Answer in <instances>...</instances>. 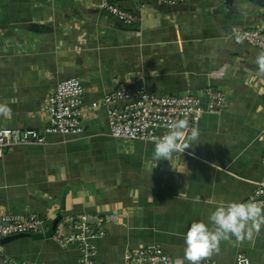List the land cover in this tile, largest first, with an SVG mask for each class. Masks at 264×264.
Here are the masks:
<instances>
[{
	"label": "crops",
	"instance_id": "0c3cea01",
	"mask_svg": "<svg viewBox=\"0 0 264 264\" xmlns=\"http://www.w3.org/2000/svg\"><path fill=\"white\" fill-rule=\"evenodd\" d=\"M126 7L141 21L125 26L98 8V0H0V114L7 126L41 131L49 94L77 77L85 115L79 136L50 134L47 144L5 148L0 157V213L104 215L116 223L96 242L94 261L124 264V254L158 245L184 261V235L194 221L208 223L221 202H248L263 175L264 72L259 48L235 31L264 23V9L244 0H186L174 10L149 0ZM224 66L221 78L210 73ZM120 86H144L156 95L225 91V106L199 120L197 140L155 159V143L132 141L121 150L110 137L103 96ZM93 102L99 103L95 109ZM183 145H188L183 148ZM264 207V206H262ZM50 224L42 232L5 241L0 251L41 264H76L80 253L60 248ZM238 253L264 264V228L234 237L202 257L234 264Z\"/></svg>",
	"mask_w": 264,
	"mask_h": 264
},
{
	"label": "built area",
	"instance_id": "2783aa9c",
	"mask_svg": "<svg viewBox=\"0 0 264 264\" xmlns=\"http://www.w3.org/2000/svg\"><path fill=\"white\" fill-rule=\"evenodd\" d=\"M174 10L186 0H149ZM129 0H98V8L125 26H133L141 21V15L126 7ZM235 35L242 42L259 48L264 52V23L238 29ZM224 66L210 73L212 78H221ZM264 102V88L259 90ZM225 91L220 88L206 87L198 94L156 95L144 86L127 88L120 86L106 93L100 104L106 106L108 123L107 135L115 139L132 142H158L169 131V125L176 120H187L186 132L197 129L202 115L219 113L225 106ZM99 103L90 104L95 109ZM83 86L77 77L58 81L49 94L41 131L36 129L0 128V157L5 148L24 145L47 144L50 134L79 136L83 132L85 115ZM264 140V130L260 135ZM264 169V151L261 156ZM248 201H255L264 206V171L256 182ZM119 220L117 211L104 215L81 214L65 215L57 221L53 240L60 248L75 247L79 253L76 264H98L94 261L97 253L96 240L106 234V223ZM51 218H44L35 213H0V238L16 234H34L42 232ZM0 264H41L19 261L0 251ZM124 264H190L180 257H171L155 244H145L131 249L124 254ZM199 264H221L215 260L201 258ZM234 264H250L249 258L238 253Z\"/></svg>",
	"mask_w": 264,
	"mask_h": 264
},
{
	"label": "clouds",
	"instance_id": "9594fccd",
	"mask_svg": "<svg viewBox=\"0 0 264 264\" xmlns=\"http://www.w3.org/2000/svg\"><path fill=\"white\" fill-rule=\"evenodd\" d=\"M259 72H264V52L256 57ZM9 107L0 103V114L7 115ZM187 120L179 119L169 125V131L154 145L155 159H169L182 148ZM199 133L193 129L189 140H197ZM188 145H183L187 148ZM264 228V207L255 201L221 202L209 214L208 223L194 221L184 235V258L190 264H199L202 257L219 250V243L234 237L237 241L251 238L253 232Z\"/></svg>",
	"mask_w": 264,
	"mask_h": 264
},
{
	"label": "water",
	"instance_id": "95a60500",
	"mask_svg": "<svg viewBox=\"0 0 264 264\" xmlns=\"http://www.w3.org/2000/svg\"><path fill=\"white\" fill-rule=\"evenodd\" d=\"M244 1H247L255 6H258L262 9H264V0H244ZM60 217H56L54 220H53V228L54 226L56 225L57 221L59 220ZM26 234H16V235H12V236H8V237H5V241H8V240H11V239H15V238H19V237H25Z\"/></svg>",
	"mask_w": 264,
	"mask_h": 264
},
{
	"label": "rangeland",
	"instance_id": "374dc122",
	"mask_svg": "<svg viewBox=\"0 0 264 264\" xmlns=\"http://www.w3.org/2000/svg\"><path fill=\"white\" fill-rule=\"evenodd\" d=\"M131 144L132 142H120V147H121L122 152L130 149Z\"/></svg>",
	"mask_w": 264,
	"mask_h": 264
},
{
	"label": "trees",
	"instance_id": "16d2710c",
	"mask_svg": "<svg viewBox=\"0 0 264 264\" xmlns=\"http://www.w3.org/2000/svg\"><path fill=\"white\" fill-rule=\"evenodd\" d=\"M134 142H135V141H134ZM152 143H154V142H152ZM53 220H54V219H52V221L49 222V224L51 225V226H50V231H51V235H52V236H53L54 229H55V226H54V228H53Z\"/></svg>",
	"mask_w": 264,
	"mask_h": 264
}]
</instances>
